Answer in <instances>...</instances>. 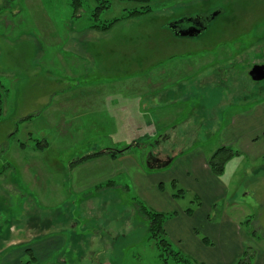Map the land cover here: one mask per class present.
Segmentation results:
<instances>
[{"label": "rangeland", "instance_id": "374dc122", "mask_svg": "<svg viewBox=\"0 0 264 264\" xmlns=\"http://www.w3.org/2000/svg\"><path fill=\"white\" fill-rule=\"evenodd\" d=\"M81 1L84 17L75 19L72 0H42L37 7L34 0H0V15H8L14 25L10 30L12 44L6 45L0 55L1 80L10 90L18 80V86L6 97L9 107L0 125V149L8 147L5 134L15 130L11 120L20 118L15 115L19 109L23 117L32 118L20 123L11 149H20L21 144L27 146L25 153L35 146L44 148L36 157L43 160L41 174L29 167L23 170L26 180L22 170L13 172L14 176L7 171L4 174V182L10 178L14 182L26 181L17 190L27 201L22 205L21 200L14 199L5 205L8 212L0 220L4 231L7 233V226L17 224L24 228L26 241L60 233L64 245L51 260L53 264H182L172 258L165 263L150 239L149 222L137 208L139 200L145 201L134 187L131 174L118 171L113 184L104 190L93 186L77 192L72 187L71 176L77 171L94 185L102 174L97 161L79 168L76 160L104 149L117 153L116 148H136L131 145L133 136L139 147L133 149V155L147 170L164 164L150 167L149 159H165L168 153L179 150L200 149L208 162L222 148L238 151V156L225 163L221 178L231 182L230 193L226 202L219 203V210L226 208L228 215L239 216L243 223L250 220L264 238V156L249 157L241 151L240 142L229 139V135L243 132L250 137L264 132V81L255 82L248 75L254 66H264V0H150L149 14L123 20L106 33L93 31L96 33L89 38L85 31L91 25L95 2ZM110 1V10L103 12L99 21L142 8ZM42 15L52 19L61 38L66 37L67 25L73 18L74 24L78 22L73 38L75 55L63 53L67 69L75 67L74 76H66L63 63L56 60L58 46L48 49L41 43L37 26L43 21ZM191 19L205 22L207 28L200 36L177 37L169 29ZM1 33L8 32L0 27ZM78 40L84 45H78ZM49 77L54 82L45 90ZM151 83L171 87L161 100L155 101L156 108L150 104L145 107L142 97H133L141 88L145 98L153 87ZM70 86L73 90L92 87L96 89L93 95H100L98 87L93 86H103L112 95L101 112L95 108L74 114L64 109L62 100L76 98V103H85L90 93L71 92ZM118 86L119 92L110 90ZM55 88L60 91L55 92ZM132 100L138 108L124 107L122 113L131 109L146 113L136 115L130 123L129 117H118V109ZM41 109L44 113L39 117ZM49 113L53 123L45 120ZM263 142L253 143L254 148L263 149ZM243 146L249 149V142ZM26 157L33 159L29 154ZM6 168L1 162L0 172ZM39 176L34 184L32 178ZM164 187L172 190L169 183ZM7 190L0 187V192ZM191 200L189 194L179 204L188 206ZM13 226L11 235L15 232ZM29 233L35 235L30 237ZM11 235L7 237L10 241L15 238ZM13 240L7 246H13Z\"/></svg>", "mask_w": 264, "mask_h": 264}, {"label": "crops", "instance_id": "0c3cea01", "mask_svg": "<svg viewBox=\"0 0 264 264\" xmlns=\"http://www.w3.org/2000/svg\"><path fill=\"white\" fill-rule=\"evenodd\" d=\"M34 3L37 7L39 4L41 5L42 0H34ZM82 17H84V15H82L81 18ZM74 18L68 23V32L64 38H61V35L55 31L53 28V21L50 17L42 15L43 21H39L41 29L37 26V31L39 32L37 33L41 43L44 44L45 47L51 49L54 46H58L57 50L60 53L57 52L55 58L57 61L63 63L61 65L67 71L66 76H74L75 70V67L67 69L65 62L66 56H63V53H65V55L69 53L70 55H75L73 49L75 39L73 38L76 36L74 28L78 22L76 21L75 25L74 20L80 18ZM0 23L2 24H0V27L8 32L7 35L3 33L0 35L1 55V53L5 50V46L12 44V38L14 37H11L10 30L14 25L10 21L9 16L5 14L0 15ZM86 27L87 30L85 31V34H87L85 37L87 36V38H89L92 36V33H96L89 28L90 25ZM23 36H26L25 33ZM81 40L83 41V39ZM81 40H78V45H84V42H80ZM69 49H73L72 52H69ZM85 58H87L86 55L83 59ZM1 76L2 73H0V92L4 98V116L2 120H0V125L2 126L7 118V116H5L6 109L9 107V99L6 97L10 95L12 89H15V87L18 86V80L12 83L13 86L10 90L2 82ZM50 77L48 78V85L45 90L50 88L51 84L54 82ZM154 83H151V86L153 87L147 92L145 98L144 95H142L143 90L141 88H137V91L134 92L135 96L133 97H142L145 99L146 103H143L145 107H149L150 104L152 106L151 108H156L154 107L155 101L161 100L162 97H164V94L167 93V90H170L171 88L163 87L164 84L153 85ZM93 87H98L97 91L100 92V95H93V92H95L96 89H92V87L87 88V86H84L83 88L73 90V86H70L71 92L88 91L90 95L87 94L88 98L85 103H76V98L62 100V105L65 104L64 109L70 112L73 111L74 114L77 112L86 113L85 111L89 112V110L95 108H98L100 110L99 112H101L103 108H106L105 103L111 98L112 94H108L109 90L107 87ZM60 89L62 91V87H60ZM110 90L119 92L121 87H113ZM54 91L59 92L60 90L55 88ZM52 97L53 99H56L57 96L55 94ZM80 97L85 98L84 96ZM124 107L138 108V106L134 105V101L132 100L118 109V117H129L130 121L128 122L130 123H132L133 119L138 115L142 116L143 114L141 113H146L145 111H133L132 109L122 113L121 109ZM149 111H153V109ZM43 113L44 111L41 109L39 117H41ZM15 115L20 117L14 118L13 120L10 119L15 126V130L9 129L5 134L8 147L4 146V149H0V164L2 162L3 165L7 167L4 171L0 172V187L8 189L5 192H0V220L3 219V213L8 212V207L5 205L10 204L12 200L15 199L17 202L21 200L22 205L27 203L25 196H22L20 191L17 190V188H20L21 184L24 183L25 185L26 181L23 180L21 183L19 179V182H14V180L10 178V180H8L9 182H4L3 178H5L4 174H6V171L14 176L13 172L18 173L19 170H22V175L26 180L27 176L23 170H26V168L29 167L30 171H32L31 169L35 168L37 170L34 172L41 174V167L43 165V160H38L36 157L41 155L42 149L44 148L41 149L40 147L38 148L35 146L34 149H31L30 153H25L27 146L26 144H21L22 147L20 149H11V141L14 139L16 140L20 123L27 122L32 118L31 116L28 118L23 117L25 114H22L20 109ZM52 119V114L49 113L45 120L48 121V123H53ZM42 120L43 117L40 121ZM134 139L136 138L132 136L131 145L135 144L136 148H134L138 149V143ZM229 139L234 142H240L241 151L247 152L249 157L260 158L264 156V142L262 143L263 149L254 148L255 144H253L259 140H264V132L261 133V135L259 134L251 137L249 134L243 132L234 137L229 135ZM127 141L129 140H126V142ZM245 142H249V149L246 148V146H243ZM134 148L127 150L124 154L117 158H113L109 155L112 149H104L99 152H89L86 155V158H90H82L79 161L76 160L74 163L75 165H79V168L88 163L96 164L92 162L97 161L98 164H96V167L101 168L102 174L98 176L96 184L94 185L88 177L80 174L81 171H77V175L71 176V180L74 182L72 187L75 188L77 192H81L79 191L80 189L87 190L93 186L95 188L101 187V189H108V186L105 187L104 185L107 182L109 183V181L111 183L114 182L113 179L117 175L118 171L131 174L133 176L134 187L139 192V195L145 201L147 206L156 212L169 215L164 228L167 238L176 251L181 252L197 264H238V262L244 258L245 253L250 250L253 253L249 264H264V238L256 232L252 222L246 219L243 223V220L239 216L235 217L228 215L226 213V208H223L221 211L219 210V203L226 202L228 199L231 182L229 181L228 183L223 181V178L212 174L208 165V157H206L200 149H192L189 152L186 150V152L179 150L178 152L175 151L171 154L168 153L165 159L157 158V160H161V162L164 163L163 166L158 168L152 167V165H159V163H154L152 161L153 159H149L148 164L152 167V170H147L144 168L145 166L141 162L140 158H136L135 154L133 155ZM116 150L118 151L117 148ZM27 154H29V156L33 159L28 160L26 157ZM93 155H95L94 158L91 157ZM71 165L73 164L68 166L70 172H72ZM150 171H153V173ZM45 179H47V177L42 180ZM39 180L40 176L36 179L34 178V180L32 178L31 181H34L33 183L37 184ZM174 182L177 183L179 190L182 189L186 192V195L191 194L192 200L188 203V206H180L179 204L180 200L184 199L186 195L177 199L174 198V191H167V187H165L163 191L160 189V185H165V183H169L171 185ZM42 185L43 184H41V186ZM29 199L30 201H34L32 198ZM32 203L33 202H29V204ZM188 209L193 211L191 215L187 214ZM12 225H14L13 229H15V232L12 235L15 236V238L10 241L7 237L11 235ZM12 225L7 226L8 232L6 233L3 226L0 224V264H53L51 260L55 259V256L60 252L64 245V239L62 237L60 238V233L52 232L51 234L42 237L40 240L26 241L24 228H20L21 226H17V224ZM254 225H256V223ZM34 235L35 234L29 233L30 237ZM22 236L24 238H22L21 242ZM12 240L15 241V244L13 242V246H7L12 242ZM21 250L24 251L23 254L19 253ZM29 251L32 252V254L34 253L33 257L28 254ZM13 252L15 253L14 255L11 254ZM10 254L11 256H9ZM29 257H31V259H29Z\"/></svg>", "mask_w": 264, "mask_h": 264}, {"label": "trees", "instance_id": "16d2710c", "mask_svg": "<svg viewBox=\"0 0 264 264\" xmlns=\"http://www.w3.org/2000/svg\"><path fill=\"white\" fill-rule=\"evenodd\" d=\"M72 1H73L72 5L74 7V17L81 18L83 14L81 12L83 9L82 1L81 0H72ZM93 1L95 2V5H93L92 6L93 8L91 9L92 10L91 11L92 14H90L91 25L89 28L92 31H96L100 33L108 32L109 30H111L113 26H115L117 23L123 20L137 18L139 16L149 14L152 11L151 6H150V0H120L121 2H125V3H133L136 5H141L142 8L128 10L121 17H118L112 20L99 21L103 12L110 10L112 4L110 0H93ZM3 116H4V98H3L2 93L0 92V120H2ZM40 144L41 143L38 142L37 146H39ZM128 148L129 147L125 148L124 150H118L117 153L110 152L109 155L113 158H117L121 156L122 154H124ZM238 155H239L238 151H232L227 148H222L221 150L217 151L215 154L211 156V159L208 162V165L210 167L212 174H214L217 177H221L224 173L225 163L229 162L234 156H238ZM221 156H224V157H221ZM91 157L94 158L95 155ZM87 158H90V157H87ZM112 183L111 182L107 183V186H110V184ZM170 186H171L172 191L175 192L174 198L178 199L186 195V192L184 190L182 189L179 190L176 182L172 183ZM160 189L163 191L165 189L164 185H160ZM137 205H138L137 208L139 210V213L143 217H145L149 222L148 231H149L150 239L157 246L158 250L161 253L160 256L165 263H168L170 258H172L175 262L182 263V264H197L191 259L186 258V256L183 255L181 252L176 251L173 248L169 239L167 238L164 226H165L167 219L169 218V215L159 213V212L152 210L140 200L138 201ZM192 212L193 211L191 209L187 210L188 215H191ZM252 253H253L252 251L248 250L245 253L244 258L240 260L238 264H249V262L251 261L250 258L252 256ZM28 254H30V256L33 257L32 252L29 251Z\"/></svg>", "mask_w": 264, "mask_h": 264}, {"label": "water", "instance_id": "95a60500", "mask_svg": "<svg viewBox=\"0 0 264 264\" xmlns=\"http://www.w3.org/2000/svg\"><path fill=\"white\" fill-rule=\"evenodd\" d=\"M206 28L202 19L186 20L170 26V30L174 32L175 36L183 38H195L200 36ZM249 75L255 82L264 81V66H254Z\"/></svg>", "mask_w": 264, "mask_h": 264}, {"label": "flooded vegetation", "instance_id": "af4514ba", "mask_svg": "<svg viewBox=\"0 0 264 264\" xmlns=\"http://www.w3.org/2000/svg\"><path fill=\"white\" fill-rule=\"evenodd\" d=\"M172 31V30H171ZM173 32V31H172ZM173 34H174V32H173ZM252 70V69H251ZM251 72V71H250ZM250 72L248 73V75L250 74ZM249 77H250V75H249ZM251 78V77H250ZM252 79V78H251ZM154 163H159V164H161V161L160 160H157V159H153L152 160ZM164 164H161V166H163Z\"/></svg>", "mask_w": 264, "mask_h": 264}]
</instances>
